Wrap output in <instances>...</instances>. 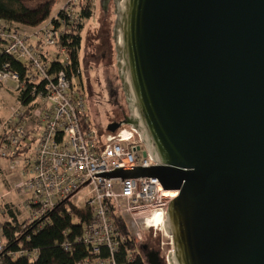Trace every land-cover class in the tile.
<instances>
[{
	"label": "water",
	"instance_id": "obj_1",
	"mask_svg": "<svg viewBox=\"0 0 264 264\" xmlns=\"http://www.w3.org/2000/svg\"><path fill=\"white\" fill-rule=\"evenodd\" d=\"M99 34L96 75L127 115L109 122L115 96L91 97L95 139L131 127L157 165L92 175L178 190L171 252L159 260L158 230L131 234L146 264H264V0H97L80 56Z\"/></svg>",
	"mask_w": 264,
	"mask_h": 264
},
{
	"label": "built area",
	"instance_id": "obj_2",
	"mask_svg": "<svg viewBox=\"0 0 264 264\" xmlns=\"http://www.w3.org/2000/svg\"><path fill=\"white\" fill-rule=\"evenodd\" d=\"M84 2L63 0L52 17L28 28L0 20V51L24 65L31 97L27 105L18 101L10 115L11 128L0 143V158L7 159L11 170L20 166L22 178L13 190L30 195L26 207L32 209L33 219L60 201L88 208L90 220L75 241L93 255L91 264H115L113 256L125 237L114 216L131 234L162 230L168 202L178 190L163 189L154 176L121 180L92 175L157 163L131 127L100 144L95 139L81 84L76 74L67 75L69 56L63 44L76 32ZM56 64L59 69L53 67ZM8 79L21 88L18 74L6 64L0 69V81ZM83 189L86 192L76 198ZM3 243L0 235V251ZM62 245L71 248L69 242ZM101 249L107 251V258L100 257Z\"/></svg>",
	"mask_w": 264,
	"mask_h": 264
},
{
	"label": "trees",
	"instance_id": "obj_3",
	"mask_svg": "<svg viewBox=\"0 0 264 264\" xmlns=\"http://www.w3.org/2000/svg\"><path fill=\"white\" fill-rule=\"evenodd\" d=\"M30 0H0V20L17 24L19 26H37L50 17L52 6L59 0H40L29 5ZM91 16V7L85 0L80 11V23L75 33L63 40L69 56L67 75L78 74V51L81 43L82 21ZM15 71L20 79L21 88L18 101L27 105L31 101L29 95L30 84L24 79V65L10 55L0 51V69L5 65ZM59 69V65L53 66ZM28 114L25 111L24 116ZM5 135L2 137L4 140ZM45 217L47 219L45 220ZM90 211L86 207H76L66 201L58 202L54 208L42 217L29 223L20 224L11 216L10 220L2 224L4 243L0 251V264H91L93 255L80 242L75 239L81 234L83 225L90 220ZM120 226L125 239L120 243L113 256L115 264H146L143 252L132 239L124 221L114 216ZM44 221V222H43ZM63 242H69L70 249L63 247ZM19 252H28L20 254ZM35 252V255L31 253ZM101 258H107L106 250L101 249Z\"/></svg>",
	"mask_w": 264,
	"mask_h": 264
},
{
	"label": "rangeland",
	"instance_id": "obj_4",
	"mask_svg": "<svg viewBox=\"0 0 264 264\" xmlns=\"http://www.w3.org/2000/svg\"><path fill=\"white\" fill-rule=\"evenodd\" d=\"M40 0H30L28 1L29 5H34ZM63 0L57 1L51 8L50 17H52L60 8ZM88 3L91 7V16L82 21L83 28L81 31V38L83 29L93 18L96 12L97 0H88ZM81 46V43H80ZM80 56V49L78 52ZM78 77L76 80L78 81ZM16 82L8 79L4 83L0 81V143L2 137L8 133L11 128L10 115L18 107V94L20 88H17ZM2 159V158H0ZM0 235H2V224L10 220L11 216L15 217L17 222L20 224L29 223L34 220L31 214L32 209L26 207L27 198L29 194H18L14 191V187L21 180L20 176V166H16L13 170L9 169L7 159H2L0 161ZM86 192V189H83L79 192L76 198L81 197ZM83 205V202H80ZM153 231L152 229L146 230ZM165 232L164 229L158 230L159 238V255H163L171 251L172 243L170 236ZM169 237V238H168ZM2 240L4 241L3 235Z\"/></svg>",
	"mask_w": 264,
	"mask_h": 264
},
{
	"label": "flooded vegetation",
	"instance_id": "obj_5",
	"mask_svg": "<svg viewBox=\"0 0 264 264\" xmlns=\"http://www.w3.org/2000/svg\"><path fill=\"white\" fill-rule=\"evenodd\" d=\"M99 35H100V38H99L98 45L92 46L93 44H91L90 50L87 53H85V55H84V50H83L81 56H79L80 66H79V72L77 74V77L79 78L78 80L81 84V88L83 90L86 105H87L91 118L93 119L92 114L90 112L91 110H90V105H89L90 104L89 99L91 97L93 98L99 97V96L101 97L102 93L104 92V94L107 97H109L110 95L115 96L113 103H115L117 110H116V114L111 116V119L109 122L111 121L121 122L125 120V116L127 115V108H126L125 101L124 103H122V101L120 102V99H119L120 95H118L119 93L117 92V90L108 91L107 87L104 88L102 85L103 80H102L101 75L100 74L96 75V71H95L96 68L94 66L98 64V61L106 59L107 57L106 51H108L109 53L108 57H110V53L112 51L111 45L109 44V41H108L109 39H104V36L102 34H99ZM99 48H101L102 51L100 53H96L95 51ZM93 100L96 101V98H94ZM122 125H125V124H122ZM155 251L158 252L159 260H162V258L159 255V251L158 250H155Z\"/></svg>",
	"mask_w": 264,
	"mask_h": 264
},
{
	"label": "crops",
	"instance_id": "obj_6",
	"mask_svg": "<svg viewBox=\"0 0 264 264\" xmlns=\"http://www.w3.org/2000/svg\"><path fill=\"white\" fill-rule=\"evenodd\" d=\"M23 26V25H22ZM23 27H25V28H28V26H23ZM0 161L2 162V159H0ZM1 164V163H0ZM9 167V166H8ZM10 169V168H9ZM20 174V173H19ZM20 176H21V174H20ZM22 177V176H21Z\"/></svg>",
	"mask_w": 264,
	"mask_h": 264
},
{
	"label": "bare ground",
	"instance_id": "obj_7",
	"mask_svg": "<svg viewBox=\"0 0 264 264\" xmlns=\"http://www.w3.org/2000/svg\"><path fill=\"white\" fill-rule=\"evenodd\" d=\"M167 236H168V235H167ZM168 238H169V237H168ZM171 251H172V249H171ZM171 251H169V252H171ZM169 252H168V253H169Z\"/></svg>",
	"mask_w": 264,
	"mask_h": 264
}]
</instances>
